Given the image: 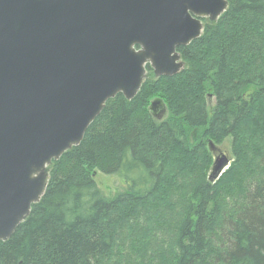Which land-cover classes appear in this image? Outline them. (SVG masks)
Masks as SVG:
<instances>
[{
    "label": "trees",
    "instance_id": "16d2710c",
    "mask_svg": "<svg viewBox=\"0 0 264 264\" xmlns=\"http://www.w3.org/2000/svg\"><path fill=\"white\" fill-rule=\"evenodd\" d=\"M227 2L199 37L177 48L182 70L145 77L131 99L122 92L109 98L82 140L52 160L45 192L13 234L0 240V264H117L107 261L111 249L126 250L112 231L118 208L146 204L140 210L145 220L147 212H157L169 159L174 152L201 153L189 133L202 127L231 136L233 159L215 181L208 180V165H200L188 199L179 200L185 215L177 252L165 264H264V143L255 151L241 141L264 142V116L251 119L264 113V0ZM155 96L167 104L163 119L148 110ZM202 154L209 162L205 149ZM248 155L260 168L256 177H240ZM96 171L117 174L126 189L106 197ZM228 200L233 215L217 218Z\"/></svg>",
    "mask_w": 264,
    "mask_h": 264
},
{
    "label": "water",
    "instance_id": "95a60500",
    "mask_svg": "<svg viewBox=\"0 0 264 264\" xmlns=\"http://www.w3.org/2000/svg\"><path fill=\"white\" fill-rule=\"evenodd\" d=\"M227 5L0 0V240L45 192L46 166L82 140L105 102L118 92L131 99L147 62L157 75L178 73L177 47L201 35L202 17L214 21ZM148 110L161 119L163 99L155 97ZM231 161L215 157L208 179H218Z\"/></svg>",
    "mask_w": 264,
    "mask_h": 264
},
{
    "label": "rangeland",
    "instance_id": "374dc122",
    "mask_svg": "<svg viewBox=\"0 0 264 264\" xmlns=\"http://www.w3.org/2000/svg\"><path fill=\"white\" fill-rule=\"evenodd\" d=\"M208 20V17H204L202 19V24H205V22ZM179 62L181 63L183 69L185 67V61L181 56L179 58ZM153 72L154 71L152 70L145 71V76L154 78L156 74ZM175 91L179 95L181 94V96H184L182 86H178ZM155 97L151 98L149 104ZM187 98L192 97L191 95H188ZM165 107L167 108L166 103ZM255 114L256 113H252L251 119L256 117L261 119V116H264V113H260L258 116H255ZM213 132L214 133L209 131L204 132V127H202L197 129L195 128L189 133V139L192 147H197V145L201 143L199 147L201 153L198 150V152L189 153L187 155L175 152L172 154L164 172V181L162 183L163 188L157 195L156 201L154 202L155 205L158 199H161L160 207L158 208L157 212H147V220H145L143 217L144 212H140V210H143L141 206L146 208V204H128L122 206L120 209L118 208V210L121 211L116 214V218L118 219L112 227V231L115 235V241H120L119 245L124 247L126 250L120 251L119 249H111L110 256L112 257H110L108 254L110 258H108L107 263H111L113 259L114 261H117V264H165L172 262L171 260L173 259L174 255L176 256V246L179 239L180 226L185 215L183 208L179 204V200L182 196H186L188 199L190 195L188 191L190 190L189 187H193L195 184V177L201 164L203 166L205 164L208 165V177L209 171L214 161L212 154L213 150L210 149L209 142L211 141L215 148L218 147L220 150L222 149L229 159H233L230 149L231 136H220L217 131ZM209 137L212 140L209 139ZM241 141L255 151L260 150L264 143L262 141L250 142L249 139L243 138H241ZM204 149L209 154V162L203 157L202 151H204ZM248 160L249 155L247 160L242 157L243 167L240 177H245L246 174L250 173L256 177L257 172L260 169L256 162H248ZM168 165H172V167L169 168ZM175 169L176 171H174ZM47 171H49V167H47ZM94 178L101 192L108 198L114 197L117 193L126 189L125 180H123L117 174H108L101 171H96L94 173ZM190 178L191 181L188 184ZM185 181H187V183H185ZM239 198H241V195ZM239 198L238 200L237 198H234L237 203H240ZM216 200L219 201V197H217ZM228 201V204H224L219 207V212L223 213L220 215L218 213L217 218L222 217L223 220V215H225V213L227 215H233L230 210L228 211L227 207L231 202L230 200ZM147 208H151V206L148 205ZM205 225L208 228L209 233L214 232L215 227L213 223H206ZM115 245L118 244L115 243ZM209 246H211V243L208 242L206 251L211 254L213 249Z\"/></svg>",
    "mask_w": 264,
    "mask_h": 264
},
{
    "label": "flooded vegetation",
    "instance_id": "af4514ba",
    "mask_svg": "<svg viewBox=\"0 0 264 264\" xmlns=\"http://www.w3.org/2000/svg\"><path fill=\"white\" fill-rule=\"evenodd\" d=\"M145 67H146V71H153V69H152V67H151V65H149V64H147V65H145ZM154 73V72H153ZM162 76V75H161ZM211 102V101H210ZM213 153V159L215 158V157H217V156H221V155H226V153H224L223 151H222V149L220 150L218 147L217 148H214V150L212 151ZM227 156V155H226ZM228 157V156H227ZM229 158V157H228Z\"/></svg>",
    "mask_w": 264,
    "mask_h": 264
}]
</instances>
